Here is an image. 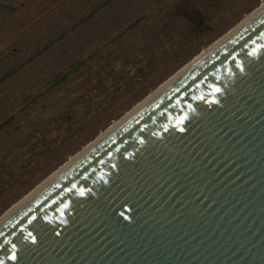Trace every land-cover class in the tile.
<instances>
[{
	"label": "water",
	"instance_id": "95a60500",
	"mask_svg": "<svg viewBox=\"0 0 264 264\" xmlns=\"http://www.w3.org/2000/svg\"><path fill=\"white\" fill-rule=\"evenodd\" d=\"M0 264H264V9L3 219Z\"/></svg>",
	"mask_w": 264,
	"mask_h": 264
},
{
	"label": "rangeland",
	"instance_id": "374dc122",
	"mask_svg": "<svg viewBox=\"0 0 264 264\" xmlns=\"http://www.w3.org/2000/svg\"><path fill=\"white\" fill-rule=\"evenodd\" d=\"M263 2L0 0V219Z\"/></svg>",
	"mask_w": 264,
	"mask_h": 264
},
{
	"label": "bare ground",
	"instance_id": "6f19581e",
	"mask_svg": "<svg viewBox=\"0 0 264 264\" xmlns=\"http://www.w3.org/2000/svg\"><path fill=\"white\" fill-rule=\"evenodd\" d=\"M264 9V2L256 8L255 11H253L250 15H248L246 18L242 20L241 23H239L235 28L230 30L228 34H226L221 40L215 42L212 44L207 50H205L194 62L187 65L185 68H183L181 71H179L174 77L169 79L163 86H161L158 90L153 92L151 95H149L146 99H144L142 102H140L135 108H133L131 111L126 113L124 117L117 122L113 123L105 132H103L94 142L89 144L86 148L83 149L82 152L74 156L67 164L62 166L60 170L56 172L51 178H49L45 183H43L40 187H38L36 190L32 191L30 194H28L20 203H18L16 206L11 208L1 219L0 222L5 219L10 213H12L16 208H18L22 203H24L28 198H30L34 193H36L40 188H42L46 183H48L51 179H53L55 176H57L60 172H62L65 168H67L70 164H72L75 160H77L80 156H82L85 152H87L91 147H93L96 143H98L101 139H103L107 134H109L112 130H114L117 126H119L123 121H125L128 117H130L133 113H135L139 108H141L144 104H146L149 100H151L155 95H157L160 91H162L165 87H167L171 82H173L176 78H178L182 73H184L187 69H189L192 65H194L198 60H200L203 56H205L208 52H210L213 48H215L219 43H221L224 39H226L229 35H231L234 31H236L238 28H240L243 24H245L247 21H249L252 17H254L256 14H258L261 10Z\"/></svg>",
	"mask_w": 264,
	"mask_h": 264
}]
</instances>
